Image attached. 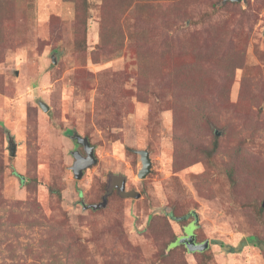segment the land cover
I'll list each match as a JSON object with an SVG mask.
<instances>
[{"label": "rangeland", "instance_id": "obj_1", "mask_svg": "<svg viewBox=\"0 0 264 264\" xmlns=\"http://www.w3.org/2000/svg\"><path fill=\"white\" fill-rule=\"evenodd\" d=\"M257 241L264 0H0V264H264Z\"/></svg>", "mask_w": 264, "mask_h": 264}, {"label": "water", "instance_id": "obj_2", "mask_svg": "<svg viewBox=\"0 0 264 264\" xmlns=\"http://www.w3.org/2000/svg\"><path fill=\"white\" fill-rule=\"evenodd\" d=\"M231 2H241L242 0H226ZM41 107L43 111L47 110V107L41 103ZM76 142L82 146L83 151L85 152V156H81L78 152L73 153V157L75 159V163L73 167L71 168L73 176L76 180H79L83 176V172L87 170L88 168L92 167L97 163V160L94 157V149L91 147L89 141L86 138L76 137ZM10 153L11 156L15 155V146L10 142ZM140 157L141 162V169L138 172L137 177L139 179H144L150 172L151 168V162L149 159L148 152L145 150H141L137 152ZM105 201H103L99 205L92 206V209L96 210L101 207L105 206ZM197 221V218L195 217V223ZM173 245H183L188 253H202L205 251L208 246L209 242L206 240L202 243H196L195 242V236L190 233L189 235L183 236L175 241Z\"/></svg>", "mask_w": 264, "mask_h": 264}, {"label": "trees", "instance_id": "obj_3", "mask_svg": "<svg viewBox=\"0 0 264 264\" xmlns=\"http://www.w3.org/2000/svg\"><path fill=\"white\" fill-rule=\"evenodd\" d=\"M234 69L235 68H233L232 69V71H234ZM217 139L215 138L214 139V142L212 143V147H211V150L210 151H208V153H207V156L208 157H210L216 150H217V147H218V144H217ZM228 176L231 178V180H232V173L230 172V171H228ZM262 243H260V242H256V246L258 247V248H261V249H263V246L261 245Z\"/></svg>", "mask_w": 264, "mask_h": 264}, {"label": "flooded vegetation", "instance_id": "obj_4", "mask_svg": "<svg viewBox=\"0 0 264 264\" xmlns=\"http://www.w3.org/2000/svg\"><path fill=\"white\" fill-rule=\"evenodd\" d=\"M186 235H187V234H186ZM186 235H185V236H186ZM195 241H196V240H195Z\"/></svg>", "mask_w": 264, "mask_h": 264}]
</instances>
